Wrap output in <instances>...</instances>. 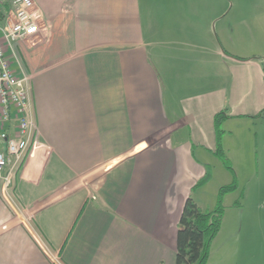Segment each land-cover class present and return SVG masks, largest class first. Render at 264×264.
<instances>
[{
	"label": "crops",
	"instance_id": "0c3cea01",
	"mask_svg": "<svg viewBox=\"0 0 264 264\" xmlns=\"http://www.w3.org/2000/svg\"><path fill=\"white\" fill-rule=\"evenodd\" d=\"M35 6L42 30L17 48L42 144L16 175L12 201L0 177V264H54L27 220L61 264H176L187 197L212 209L219 187L234 180L209 260L259 264L261 40L239 31L231 38L226 0ZM224 110L221 143L234 173L220 170L215 151L214 116ZM242 172L250 193L239 189ZM205 175L208 182L194 187Z\"/></svg>",
	"mask_w": 264,
	"mask_h": 264
},
{
	"label": "built area",
	"instance_id": "2783aa9c",
	"mask_svg": "<svg viewBox=\"0 0 264 264\" xmlns=\"http://www.w3.org/2000/svg\"><path fill=\"white\" fill-rule=\"evenodd\" d=\"M39 20L35 0H11L9 11L0 15V177L9 201L23 160L33 157L42 144L33 110L31 76L17 48L19 41L32 38L42 30ZM28 223L27 220L42 250L54 264H61L56 252Z\"/></svg>",
	"mask_w": 264,
	"mask_h": 264
},
{
	"label": "trees",
	"instance_id": "16d2710c",
	"mask_svg": "<svg viewBox=\"0 0 264 264\" xmlns=\"http://www.w3.org/2000/svg\"><path fill=\"white\" fill-rule=\"evenodd\" d=\"M11 7V0H0V15L6 14ZM2 17V16H1ZM229 114L224 110L215 114V127L218 133L216 154L222 160L224 166L234 173V167L223 150L221 135L224 131L221 124ZM209 175H205L194 187L208 182ZM236 180L219 187L216 206L212 209H202L192 195L187 197L182 209L177 232L176 264H212L209 260L210 246L213 239L222 227L226 206L223 196L238 187ZM236 204L241 203V198Z\"/></svg>",
	"mask_w": 264,
	"mask_h": 264
},
{
	"label": "rangeland",
	"instance_id": "374dc122",
	"mask_svg": "<svg viewBox=\"0 0 264 264\" xmlns=\"http://www.w3.org/2000/svg\"><path fill=\"white\" fill-rule=\"evenodd\" d=\"M226 3H228V13L225 19H227V26L229 28L231 38L234 33L239 31L245 39L259 38L264 45V0H226ZM249 153L250 160H254V156L256 154L255 151L251 150ZM23 161L25 162V160ZM219 168L220 170L223 169L224 172L227 170L226 166H223L222 164ZM252 168H254V165ZM18 172L19 170L16 175ZM240 177H242L239 185V189H241L240 191H244V189L247 191L248 189L247 192L250 193L253 182H247L246 179L248 177H246L244 172H242ZM263 258L260 257V261L258 262L259 264H264V260L262 261Z\"/></svg>",
	"mask_w": 264,
	"mask_h": 264
}]
</instances>
